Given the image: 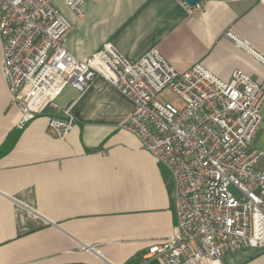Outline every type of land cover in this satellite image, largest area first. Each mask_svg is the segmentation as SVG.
Wrapping results in <instances>:
<instances>
[{"label":"crops","instance_id":"1","mask_svg":"<svg viewBox=\"0 0 264 264\" xmlns=\"http://www.w3.org/2000/svg\"><path fill=\"white\" fill-rule=\"evenodd\" d=\"M54 5L72 25L64 46L77 58L105 43L130 62L157 49L181 73L201 64L224 81L242 71L264 82V64L250 52L264 58V0H203L190 10L178 0H89L82 16ZM3 56L0 37V148L12 146L0 157V264H164L148 249L174 232V185L123 127L133 103L102 78L83 95L67 87L57 99L75 119L66 140L39 116L8 141L20 114ZM262 116L253 148L264 155V105ZM223 261L264 264V249Z\"/></svg>","mask_w":264,"mask_h":264},{"label":"built area","instance_id":"2","mask_svg":"<svg viewBox=\"0 0 264 264\" xmlns=\"http://www.w3.org/2000/svg\"><path fill=\"white\" fill-rule=\"evenodd\" d=\"M62 1L82 16L89 0ZM71 32L54 0H0L1 71L20 114L16 128L46 116L66 140L75 119L57 99L67 87L83 95L102 78L133 103L123 127L173 181L174 232L148 255L164 264H224L232 252L263 250L264 155L253 145L263 123L264 82L242 71L224 81L201 64L181 73L157 49L130 62L110 43L80 59L64 46ZM226 37L238 41L232 32Z\"/></svg>","mask_w":264,"mask_h":264},{"label":"trees","instance_id":"3","mask_svg":"<svg viewBox=\"0 0 264 264\" xmlns=\"http://www.w3.org/2000/svg\"><path fill=\"white\" fill-rule=\"evenodd\" d=\"M23 130H18L17 132H16V134L15 135H12L9 139H8V141H12V140H14V142L17 140V138L19 137V135H20V133L22 132ZM8 143V142H7ZM11 145H4L2 148H0V157L1 156H3V155H5L7 152H9V150L11 149ZM168 181H169V184H170V186H173V181H172V178H171V175H170V173H169V179H168ZM127 264H137V261L136 260H134V259H132L131 261H129Z\"/></svg>","mask_w":264,"mask_h":264},{"label":"rangeland","instance_id":"4","mask_svg":"<svg viewBox=\"0 0 264 264\" xmlns=\"http://www.w3.org/2000/svg\"><path fill=\"white\" fill-rule=\"evenodd\" d=\"M168 98H170L171 101L176 102V99H175L173 96L168 95ZM158 100L161 101V102H164V101L166 100V98H165L164 95L162 94V95H160V96L158 97ZM260 168H264V161L261 163Z\"/></svg>","mask_w":264,"mask_h":264},{"label":"water","instance_id":"5","mask_svg":"<svg viewBox=\"0 0 264 264\" xmlns=\"http://www.w3.org/2000/svg\"><path fill=\"white\" fill-rule=\"evenodd\" d=\"M203 0H186V3L189 8H194L199 5Z\"/></svg>","mask_w":264,"mask_h":264}]
</instances>
